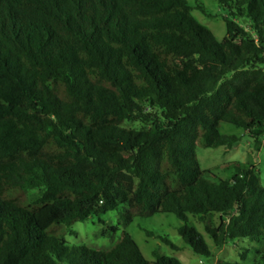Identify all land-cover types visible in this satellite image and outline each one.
<instances>
[{
	"label": "trees",
	"instance_id": "trees-1",
	"mask_svg": "<svg viewBox=\"0 0 264 264\" xmlns=\"http://www.w3.org/2000/svg\"><path fill=\"white\" fill-rule=\"evenodd\" d=\"M216 1L233 16L220 42L187 0H0V264H180L145 260L125 231L105 249L65 242L60 227L110 211L175 216L199 257L188 215L215 246L264 240L255 168L228 162L212 182L195 158L237 143L220 123L264 134V0Z\"/></svg>",
	"mask_w": 264,
	"mask_h": 264
},
{
	"label": "rangeland",
	"instance_id": "rangeland-1",
	"mask_svg": "<svg viewBox=\"0 0 264 264\" xmlns=\"http://www.w3.org/2000/svg\"><path fill=\"white\" fill-rule=\"evenodd\" d=\"M191 17L202 27L211 31L217 42L225 37V19L233 18L232 12L218 5L216 0H187ZM201 6L200 9L197 6ZM240 28L252 35L251 23L246 18L232 19ZM126 127L137 129L140 124L129 121ZM220 134H233L238 137L237 143L231 148L218 147L208 149L196 146L195 158L205 177L216 182L218 179L228 178L231 171L220 168L228 162H240L253 166L258 172L261 186H264V134L251 137L240 128L224 123L219 124ZM255 141L259 142L255 151ZM30 196L32 194H29ZM119 211H110L98 219L90 218L81 223H74L70 227H60L64 240L69 245H85L92 249H105L113 245L120 233L127 232L143 258L154 261L153 251H159L166 257L177 259L180 264H260V253L264 252V240L260 244L228 243L215 246L204 231V224L196 216L188 215L190 225L203 236L210 255L199 257L191 253L177 233L180 222L173 215H154L147 219H134L124 225L118 221ZM220 216L211 214L206 222L212 226L219 224ZM113 229V230H112Z\"/></svg>",
	"mask_w": 264,
	"mask_h": 264
},
{
	"label": "crops",
	"instance_id": "crops-1",
	"mask_svg": "<svg viewBox=\"0 0 264 264\" xmlns=\"http://www.w3.org/2000/svg\"><path fill=\"white\" fill-rule=\"evenodd\" d=\"M259 152V151H258Z\"/></svg>",
	"mask_w": 264,
	"mask_h": 264
}]
</instances>
